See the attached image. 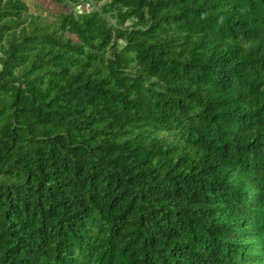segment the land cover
Instances as JSON below:
<instances>
[{
	"label": "trees",
	"instance_id": "1",
	"mask_svg": "<svg viewBox=\"0 0 264 264\" xmlns=\"http://www.w3.org/2000/svg\"><path fill=\"white\" fill-rule=\"evenodd\" d=\"M51 1L0 0V264H264V0Z\"/></svg>",
	"mask_w": 264,
	"mask_h": 264
},
{
	"label": "rangeland",
	"instance_id": "2",
	"mask_svg": "<svg viewBox=\"0 0 264 264\" xmlns=\"http://www.w3.org/2000/svg\"><path fill=\"white\" fill-rule=\"evenodd\" d=\"M90 1V0H89ZM29 13L39 14L49 20H53L55 14L60 11V4L51 0H25ZM102 2H97L98 7ZM74 4L75 10H89L90 6L85 0L71 1ZM71 5L67 6V9L71 8Z\"/></svg>",
	"mask_w": 264,
	"mask_h": 264
}]
</instances>
